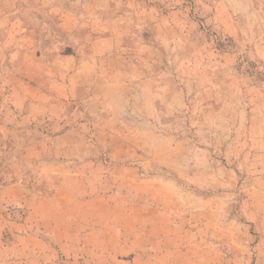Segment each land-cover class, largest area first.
<instances>
[{
  "label": "rangeland",
  "instance_id": "1",
  "mask_svg": "<svg viewBox=\"0 0 264 264\" xmlns=\"http://www.w3.org/2000/svg\"><path fill=\"white\" fill-rule=\"evenodd\" d=\"M0 264H264V0H0Z\"/></svg>",
  "mask_w": 264,
  "mask_h": 264
}]
</instances>
